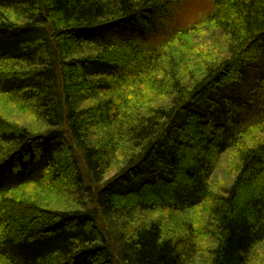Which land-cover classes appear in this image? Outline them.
Masks as SVG:
<instances>
[{
  "label": "trees",
  "instance_id": "16d2710c",
  "mask_svg": "<svg viewBox=\"0 0 264 264\" xmlns=\"http://www.w3.org/2000/svg\"><path fill=\"white\" fill-rule=\"evenodd\" d=\"M179 1L0 0V264L264 263V0Z\"/></svg>",
  "mask_w": 264,
  "mask_h": 264
},
{
  "label": "rangeland",
  "instance_id": "374dc122",
  "mask_svg": "<svg viewBox=\"0 0 264 264\" xmlns=\"http://www.w3.org/2000/svg\"><path fill=\"white\" fill-rule=\"evenodd\" d=\"M167 5V4H166ZM207 6H206V0H180L179 2H174V3H170L166 6V8H164L163 10H159L156 11L152 14V18L149 21H153L156 17V21L157 24L155 23L154 26L159 27H165V23L170 24L171 26L177 21L179 23H183L181 25H189L191 24L192 21H194L195 19H201V17H204L205 15L207 16ZM163 25V26H162ZM139 26V27H137ZM137 26H133L130 28H127L125 30H114L112 33L117 36V37H121V38H125V37H129L132 36L134 38H141V40H149L150 39V32L147 28V26L143 25V24H139ZM151 27V26H150ZM148 32V34H147ZM201 37L204 39V43L206 41V48H204L205 50H207V52L209 51L208 49V43H210V41L208 40L210 38L207 37L206 35H201ZM149 38V39H148ZM149 42V41H148ZM184 43H191L189 42V40H186ZM187 45V44H186ZM186 45H183V47L185 48ZM203 48L201 49L202 52H204ZM197 50V48L195 49ZM191 65V63H190ZM200 65V64H199ZM192 67V66H191ZM191 69V68H189ZM232 154L227 153L225 154L221 160L219 161L217 168L212 176V181L214 182V184L218 185V186H222L224 187L225 185H227L231 179H232V169H230L229 167L231 166V162L232 161ZM233 166H236V163H233ZM29 195H31L32 198H35L36 196L38 197V192L36 190L32 191L29 190ZM36 194V195H34ZM40 201L45 202L44 199H39ZM59 201L57 200H53V202H51L50 200H48V203L46 201V203L48 204L49 207H55L57 206L59 203ZM201 215H203V212H201ZM262 250H260L261 252H264V247H261ZM207 252L204 253L201 258H200V262L205 263V259H203V257L207 256ZM202 260V261H201ZM250 264H264L263 263V259H261L260 257H255L253 262H251Z\"/></svg>",
  "mask_w": 264,
  "mask_h": 264
}]
</instances>
